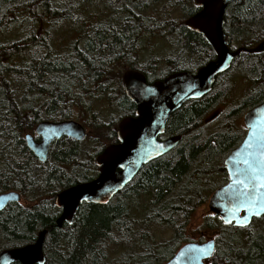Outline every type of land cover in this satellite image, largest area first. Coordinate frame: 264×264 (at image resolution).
Instances as JSON below:
<instances>
[{
    "label": "trees",
    "instance_id": "obj_1",
    "mask_svg": "<svg viewBox=\"0 0 264 264\" xmlns=\"http://www.w3.org/2000/svg\"><path fill=\"white\" fill-rule=\"evenodd\" d=\"M163 1L0 0V29L18 24L23 34L19 41L0 44V192L16 190L21 195L20 202H10L0 211V250L33 242L59 214L55 194L94 176L98 141L114 136L110 127L130 110V101L121 93L113 101L120 114L112 113L107 121L92 104L101 94L104 98L102 92L111 82L115 89L120 86L123 67H116L115 60L130 52L131 15L139 26L151 17L152 26L157 18L146 13ZM173 10L181 13L183 22L198 7L194 0H167L160 17L176 21L169 13ZM61 21L71 22L77 37L67 50L58 51L47 41L48 33L43 39L36 37V24H50L43 29L48 31ZM225 23L243 45L255 44L264 37V0L232 1L225 10ZM177 33L187 41L198 36L184 26ZM244 56L253 60L260 55ZM261 59L247 66L262 80L254 103L264 100ZM37 93L39 101L51 103L45 114L32 107ZM210 94L171 114V127L182 135L177 160L153 164L145 170L142 185H126L105 204L81 203L71 224L46 233L43 264H161L182 243L194 241L186 237L185 227L195 207L226 180L220 164L234 140L226 134L189 130L212 101ZM111 96L106 95L108 100ZM77 103L94 139H88L87 132L81 140L62 136L51 143L47 160L39 161L25 144V132L39 116L71 118ZM151 223L170 228L173 236L156 241ZM253 223L255 228L248 229L253 232L244 231L210 212L205 215L202 226L216 233L215 252L207 264H264V216ZM202 240L199 236L197 241Z\"/></svg>",
    "mask_w": 264,
    "mask_h": 264
},
{
    "label": "water",
    "instance_id": "obj_2",
    "mask_svg": "<svg viewBox=\"0 0 264 264\" xmlns=\"http://www.w3.org/2000/svg\"><path fill=\"white\" fill-rule=\"evenodd\" d=\"M234 0H194L199 11L186 20L189 28L199 32L217 54L214 61L196 72L179 71L162 80L146 83L137 71H127L123 76L125 94L135 105V116H126L117 127L118 143L106 146L97 156V175L91 180L69 185L55 194L54 202L59 214L53 224L41 229L36 239L20 246L0 250V264H43V244L46 233L53 227L71 224L79 205L83 202L107 203L121 191L138 168L149 159L172 148L180 136L161 142L156 136L172 112L185 101L206 94L214 76L226 69L232 57L244 50L249 53L264 52V38L253 47H242L230 52L227 35L223 32L224 12ZM247 132L242 142L232 149L224 160L228 180L216 187L208 198L210 213L218 216L224 224L247 226L253 218L264 215V101L244 115ZM35 131L40 140L31 133L24 135L27 147L40 160L45 161L50 143L68 136L81 140L86 135L84 126L75 120L41 121ZM16 190L0 192V211L10 202H20ZM215 247L214 238L182 243L161 264H207Z\"/></svg>",
    "mask_w": 264,
    "mask_h": 264
},
{
    "label": "flooded vegetation",
    "instance_id": "obj_3",
    "mask_svg": "<svg viewBox=\"0 0 264 264\" xmlns=\"http://www.w3.org/2000/svg\"><path fill=\"white\" fill-rule=\"evenodd\" d=\"M198 11H199V7L198 10H196L193 14H195ZM148 12L149 14L146 15L148 16L152 15L155 19L157 18V21H154L152 26L149 24L151 17L148 18L149 21L142 23L139 26L134 21L135 16L131 15L133 21H130V50H129L130 52L129 53L124 52L120 54V58L115 60L116 67L126 68L121 75L120 86L117 85V89H115V87L113 86L114 82H111L109 88L104 92H102L105 94L104 98L102 97L101 94L100 98L98 100L95 99V101L92 104L94 105L96 102H100V101L109 102L111 100L112 104H115V106L119 107L117 101L116 103H114L113 101L120 99L119 97L121 93H123L130 101L129 103L130 110L127 111V113L126 112L122 113V115H120L117 121H115L116 124L110 127L111 130L114 131V136L112 138H109V140L106 143H101L100 145H97L98 147L96 146V150L94 151L95 155L93 157V166H92L94 167V171H93L94 176L92 178H94L97 175L99 168V166L96 163L97 156L103 151V149L106 146L118 143L117 127L120 120L126 116H135L136 105L125 94V90L123 86V76L127 71H137L141 73L145 77L146 83L150 84L156 80H162L166 76L175 72L189 71L194 73L202 66L206 65L211 61L216 60L217 58V54L215 50L206 41L204 36L187 26L186 20L193 14L189 15L182 22L179 20L167 21L165 17L162 19L160 17V14L158 17V14L153 15V13H150V10ZM49 25L50 24L45 22H40L36 24L38 29L41 30L45 28H49ZM225 25L226 23H225V12H224V22L222 29L223 32L227 35V40H228L227 47L230 52H234L242 47H253L264 38L263 37L261 40H259L255 44H252L251 46H246L243 45L240 39L236 37L235 33L231 32L230 28L228 27L225 28ZM181 26L187 28L196 36L198 35L199 37H201V40H199L198 36L195 40H191V41H187L186 39L180 37L177 31H180ZM38 36L39 35L37 34L36 37L38 38ZM244 54H251V55L253 54L257 56L260 55L258 56L260 58L257 57L254 58L253 60L250 59L247 60ZM261 58L264 59V52L249 53L244 50H240L238 54L234 55L230 60L228 67L214 76V80L211 85V88L206 93V94L211 93L209 97L212 99V101L209 103L208 107L201 113L199 119L196 121V124L191 126V129H189V130L197 131L198 133H200V135L206 134L211 136L214 134H226L233 137L234 140L232 144L226 149L225 152H223L222 154L223 157L221 156L222 164H220V167L222 165L221 170L226 173V180L222 184H224L228 180L227 171L224 166V160L227 157V155L230 153V151L235 147H237L242 142L247 132V127L245 126L243 120L245 113L251 108L255 107L256 105L264 101L262 100L254 103V100L259 98L258 96H256V94L260 93L259 89L260 86H262L261 83L262 80L259 76L254 75L252 71H250V67L247 68V66H249L250 64H254L253 63L254 61L260 63L262 60ZM127 62L130 63V66L128 65ZM99 85L100 83L98 82L97 87ZM109 94H112L111 96L112 98L110 100H108V98L106 97V95L108 96ZM47 97H49L48 93H47ZM201 97L189 99L185 101L182 104V106L186 107L188 105H191L193 104L192 101L198 100ZM32 107L34 108L37 114L40 111L43 114H45L46 110H49V108L51 107V103H48L47 101L46 102L39 101L38 93H37L36 102H34ZM75 107L78 109L79 104L77 103ZM93 107H95V105ZM93 107L91 109H93ZM77 114L79 116L83 115L80 110L77 111ZM171 114L165 122L164 130L156 136V139L159 142L176 136H180V139L169 150L144 162L138 168L136 173L131 177L130 182H128L126 185H142L141 182L146 169H148L153 164L158 162H168V161L177 160L176 151L178 150V147L181 145L182 135L178 134L177 133L178 131H176L174 128L171 127V122H170V119L172 118ZM66 119L78 121L74 119L73 116L71 118H65V119L59 118L55 120L43 115L35 119L33 127L29 129L30 131L27 133H31L35 141H39L40 135H38L35 131L36 125L39 122L60 121ZM78 122H80L86 130V126L81 121ZM48 152H49V148H48ZM48 152H47V156H48ZM263 216L264 215L260 216L259 218H253L247 226L239 227V228L244 229V231H251L248 229H250L254 220L260 219ZM226 225L233 226L232 224H226ZM215 235L216 233H214L213 238L215 240V246H216ZM214 252H215V247H214Z\"/></svg>",
    "mask_w": 264,
    "mask_h": 264
},
{
    "label": "rangeland",
    "instance_id": "obj_4",
    "mask_svg": "<svg viewBox=\"0 0 264 264\" xmlns=\"http://www.w3.org/2000/svg\"><path fill=\"white\" fill-rule=\"evenodd\" d=\"M163 2L151 6L150 13H153V15L159 14L161 12V8H163V6H166L167 0ZM98 5L102 7L104 6V3L101 1V4L98 3ZM95 9H97V6L90 8V10H95ZM169 13L170 16L172 18H175L176 21L178 20L181 21L182 18L181 13H179L177 10L170 11ZM146 14H149V12L147 11ZM21 28L22 26L18 24L15 25L14 27L12 25L5 24V27H2L0 29V44H4L9 41H15V40L19 41L23 37ZM72 29H73V25L71 24V22L61 21L57 24L56 23L52 24L51 28L48 31L38 29L37 34L39 35L38 38L43 39L44 35H47L48 32L47 37L49 39L47 38V41L49 40L51 41L49 42L52 43L51 44L52 48L58 51H62V50H67L71 45V43L74 41V39L77 37L72 32ZM78 45L80 44L78 43ZM124 70L125 68H122V73L124 72ZM109 102H111V100ZM109 102L100 101L94 104L95 111L98 113V115L101 114L105 121L109 120L112 117L113 115L112 113L115 114L119 113L118 107L115 106V104H110ZM73 108L75 110V113L73 114L74 119L81 121L86 126L87 134H90L88 136V139H94L92 137L94 136V134L92 135V133L90 132L91 125H89L90 123L88 121L87 116L85 114L79 116L77 114L78 111L77 108L76 107ZM115 117L116 116H114L113 118L115 119ZM29 131H26L25 133ZM108 140H109L108 138L104 137L98 141L99 143L98 142L97 143L98 145H100L101 143H106ZM209 196L206 198L205 202L195 207L193 213L189 218V221L185 227V232H184L186 237L189 239L191 238L192 240L193 239L198 240L199 236H203V240H206L209 239V237L213 238L214 236L215 232L210 231L202 226L205 215H207L210 212L207 205ZM252 227L255 228V223L251 225V228ZM149 228L152 234L154 235L156 241H164L170 239L173 236V231L170 228H167L163 225L151 223L149 225ZM117 246L118 245L116 244V247Z\"/></svg>",
    "mask_w": 264,
    "mask_h": 264
},
{
    "label": "snow or ice",
    "instance_id": "obj_5",
    "mask_svg": "<svg viewBox=\"0 0 264 264\" xmlns=\"http://www.w3.org/2000/svg\"><path fill=\"white\" fill-rule=\"evenodd\" d=\"M257 187H264V183L257 184Z\"/></svg>",
    "mask_w": 264,
    "mask_h": 264
}]
</instances>
